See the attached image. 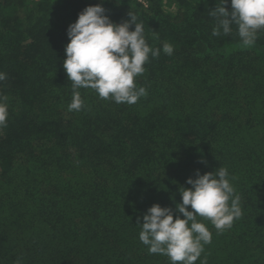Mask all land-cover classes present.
I'll return each instance as SVG.
<instances>
[{
	"label": "trees",
	"instance_id": "16d2710c",
	"mask_svg": "<svg viewBox=\"0 0 264 264\" xmlns=\"http://www.w3.org/2000/svg\"><path fill=\"white\" fill-rule=\"evenodd\" d=\"M101 2L114 23L135 15L161 53L135 80L147 90L136 104L81 88L84 107L70 112L67 29ZM219 4L0 0L9 113L0 129V264H170L140 242L143 216L159 204L175 218L179 188L219 167L243 215L220 234L197 217L212 241L195 264H264V31L250 47L235 25L213 36L209 12Z\"/></svg>",
	"mask_w": 264,
	"mask_h": 264
},
{
	"label": "clouds",
	"instance_id": "9594fccd",
	"mask_svg": "<svg viewBox=\"0 0 264 264\" xmlns=\"http://www.w3.org/2000/svg\"><path fill=\"white\" fill-rule=\"evenodd\" d=\"M230 2L231 11L226 8L228 0H220L209 12L215 20L212 35H228L235 25L242 45L254 46L257 34L264 31V0ZM105 13L102 2L87 6L67 29L70 42L65 46L63 69L72 87L70 112H79L84 107L81 88L92 89L99 98L117 104L133 105L147 95L146 88L137 86L135 80L145 73L150 56L159 58L161 49L147 43L144 26L135 15L128 13L130 20L117 24ZM132 25L134 30H130ZM162 51L171 56L174 48L164 42ZM6 79L7 74L0 72V82ZM7 100V96L0 94V129L7 127ZM232 179L225 167L203 175L197 171L195 179L186 181L190 188H179L182 202L175 204V218L171 208L151 206L142 218L139 233V240L147 246L149 254L167 256L170 264H195L204 246L212 241L211 231L197 217L210 221L220 234L243 215L241 198ZM15 264H20V260ZM200 264H207L206 258Z\"/></svg>",
	"mask_w": 264,
	"mask_h": 264
},
{
	"label": "built area",
	"instance_id": "2783aa9c",
	"mask_svg": "<svg viewBox=\"0 0 264 264\" xmlns=\"http://www.w3.org/2000/svg\"><path fill=\"white\" fill-rule=\"evenodd\" d=\"M37 1V0H33ZM136 2L141 5L144 9L148 8L150 6V0H136Z\"/></svg>",
	"mask_w": 264,
	"mask_h": 264
}]
</instances>
